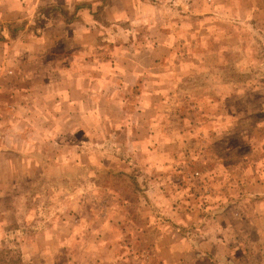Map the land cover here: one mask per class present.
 <instances>
[{
    "label": "rangeland",
    "instance_id": "obj_1",
    "mask_svg": "<svg viewBox=\"0 0 264 264\" xmlns=\"http://www.w3.org/2000/svg\"><path fill=\"white\" fill-rule=\"evenodd\" d=\"M83 2L40 54L58 10L0 0V264H264V0Z\"/></svg>",
    "mask_w": 264,
    "mask_h": 264
},
{
    "label": "crops",
    "instance_id": "obj_2",
    "mask_svg": "<svg viewBox=\"0 0 264 264\" xmlns=\"http://www.w3.org/2000/svg\"><path fill=\"white\" fill-rule=\"evenodd\" d=\"M36 1V0H35ZM83 1L85 0H37V3L32 7V11H31V17H34L37 14V9L40 8L45 10V7H50L47 9L49 10V14H53V10L51 9L52 7H54L55 9L58 10V15H59V25H54L51 24L50 26H48L47 28H45L43 31H38L37 35L34 36L33 41H31V43H33L34 46H39V53L41 54V51L44 52V54H48L49 50H51L52 48L50 47V44L52 41H56V40H63L66 38H69L68 36H70L74 42H76L77 44H79L84 38L89 37V32L91 31H84V32H80L77 30H73V29H78L77 24H79L81 21H85L86 17L84 14H81V9L79 10V8L81 7V5H83L82 3H84ZM5 6L9 5L7 3H3ZM19 4V3H18ZM34 4V3H33ZM13 6L16 8V6L13 4ZM87 6L89 7L90 5L87 4ZM13 7V8H14ZM20 7L18 9V15L16 18L20 19L22 16H24L23 13L20 12V10H22V8H24L23 3L20 4ZM55 14V13H54ZM57 15V14H56ZM52 15H49V17H51ZM69 17V19H68ZM68 19V22H67ZM96 20V19H95ZM5 20L0 19V22H3ZM94 21V20H91ZM52 22V21H51ZM68 27H70V29L73 30L72 34H68L67 31L65 29H68ZM16 34H22L20 33V30L17 29ZM18 37V35H16ZM32 38V37H31ZM47 44V45H46ZM20 47H23L22 44L20 45ZM25 50H21L18 51V57L20 58L22 56V54ZM5 52L3 53V56L0 57V70L3 69L2 73L3 75H7L6 73H14V69H10L8 66L4 67L2 66V64H4V62H6L5 59L8 58H14V56L12 55H4ZM36 54V52L28 50V55H33ZM50 54V53H49ZM25 57V55L23 56ZM15 61V58H14ZM76 64L73 63V65ZM18 70V76L20 79V74L19 71H21L20 67L17 69ZM70 71V73H69ZM48 72H52L54 74H59L61 73V76L59 74V79H62V75H63V79L65 80H69L71 79V75L73 74L74 79L77 81L78 77H79V70H78V66H73V67H69L68 65H64V64H60L57 65L55 68L53 66H51L50 71ZM72 72V73H71ZM23 75L21 76V80H23ZM36 78L41 77V74H36L35 75ZM25 79H29L28 77H26ZM138 79V78H137ZM138 80L136 81V84H138ZM132 86V85H131ZM11 87L14 88V86L12 85ZM134 87V86H132ZM3 155V154H2ZM261 191V190H260ZM225 210H221L219 212V216L220 217H224L226 215V213L224 212ZM259 212V213H258ZM257 213L259 215H261L262 212L258 211ZM255 214V212H252ZM238 214L240 219L243 217V215H245V218H243V221H247V214L246 211H243L241 208H238ZM227 218V217H226ZM228 221V220H227ZM250 222H252L251 220H249ZM252 223H244L241 224L240 228H234L232 226V224L228 221V224H223V222H220V225L218 226L217 224H214L213 227H211V225L205 227V230L210 229L211 233V241H213L216 246L219 242V245L217 246L220 251H222L223 249L225 250V256L227 257V260H233L235 257L234 256V249L231 250V248L238 246L240 244V242H243V246L246 247V243L249 240V236L251 235L249 229L252 227L251 226ZM234 228V229H232ZM259 232V230H257ZM207 232V231H206ZM219 232V233H217ZM231 233L233 235H229L228 233ZM216 235V236H214ZM225 235V238L223 237ZM219 239V240H218ZM263 247L262 249H264V243L262 244ZM240 246H242V243L240 244ZM261 245H259L258 247H260ZM212 247H215L214 245ZM248 247V246H247ZM254 248V247H253ZM245 256H248L246 252H244ZM249 257V256H248ZM264 257V256H263ZM224 259V258H223ZM262 262L264 263V258H262Z\"/></svg>",
    "mask_w": 264,
    "mask_h": 264
}]
</instances>
